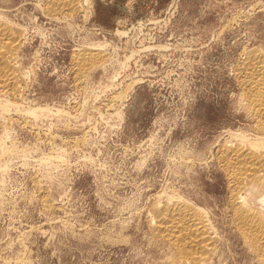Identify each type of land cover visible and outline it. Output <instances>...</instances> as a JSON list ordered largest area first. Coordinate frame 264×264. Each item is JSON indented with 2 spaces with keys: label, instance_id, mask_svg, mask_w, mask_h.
Returning a JSON list of instances; mask_svg holds the SVG:
<instances>
[{
  "label": "rangeland",
  "instance_id": "374dc122",
  "mask_svg": "<svg viewBox=\"0 0 264 264\" xmlns=\"http://www.w3.org/2000/svg\"><path fill=\"white\" fill-rule=\"evenodd\" d=\"M51 1L0 0L18 79L0 86V264H167L152 210L177 199L207 220V262L264 264L235 217L240 197L264 221V183L234 199L222 154L264 147L242 83L264 0Z\"/></svg>",
  "mask_w": 264,
  "mask_h": 264
},
{
  "label": "bare ground",
  "instance_id": "6f19581e",
  "mask_svg": "<svg viewBox=\"0 0 264 264\" xmlns=\"http://www.w3.org/2000/svg\"><path fill=\"white\" fill-rule=\"evenodd\" d=\"M54 1L56 0L51 1V3ZM75 2L74 0H58L55 2V8L58 9L64 6L72 7ZM15 34L13 33V30H10L9 25L1 19L0 86H13L15 81H18V79H16V74H14L15 65L12 66L13 63L11 61V59L13 60V58H15L11 57V55L14 54L13 49L15 47ZM245 58L246 59L244 60L243 64L244 75L242 82L244 83L245 88H243V90L246 89V96L249 98L248 103H250V108L252 107V110H254V112L259 116L260 125H264V55L250 53ZM15 69L17 68L15 67ZM222 150V154H224L225 157L223 159L225 161L224 166L227 168L223 169L228 170L227 175L230 179L229 183L231 184V191L234 195V199L240 192L241 187L243 189V183L246 180L259 182L262 184L264 183V147L261 149H254V147H243L242 145L238 144L234 146H224ZM223 160L222 163L224 162ZM238 198L236 199V220L241 223V227H244V229H241V231L243 230V232L246 233L249 243L250 241L252 242L250 243L251 248L253 246V250L262 252L264 251V221L262 222L260 219L262 216L260 217L259 214H257L258 211L253 212L254 210L252 211L249 209V207L247 208L245 203H243L242 206L241 201H238ZM233 201L235 202V200ZM153 208L151 222L153 229L160 236L166 238L174 248L173 251L175 255L173 258L171 257L172 259L170 262H167V264H211V262H207V260L211 256L210 251L213 244V239L209 232L207 220L204 218V215L199 207L177 199L175 201H167L165 204L157 207L155 206ZM238 226L240 227V225ZM262 257H264V255H262Z\"/></svg>",
  "mask_w": 264,
  "mask_h": 264
}]
</instances>
